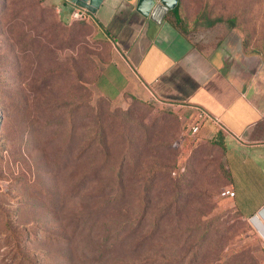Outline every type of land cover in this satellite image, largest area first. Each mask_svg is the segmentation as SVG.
<instances>
[{
	"label": "rangeland",
	"instance_id": "1",
	"mask_svg": "<svg viewBox=\"0 0 264 264\" xmlns=\"http://www.w3.org/2000/svg\"><path fill=\"white\" fill-rule=\"evenodd\" d=\"M184 2L190 34L235 29L264 51V0ZM110 52L91 22L65 26L46 0H0V264H264L257 217L221 195L222 145L184 140L157 102L104 98L96 78ZM58 102L82 106L76 140L92 149L80 160L27 135L24 117ZM88 164L95 179L69 189Z\"/></svg>",
	"mask_w": 264,
	"mask_h": 264
},
{
	"label": "crops",
	"instance_id": "2",
	"mask_svg": "<svg viewBox=\"0 0 264 264\" xmlns=\"http://www.w3.org/2000/svg\"><path fill=\"white\" fill-rule=\"evenodd\" d=\"M184 1L161 22L139 12L138 0H103L91 12L95 36L111 48L98 71L97 90L112 102L137 98L166 104L184 125L197 107L216 114L223 129L205 124L200 137L216 134L223 147L228 186L235 191L232 206L245 219L259 217L264 215V51L247 46L235 29L184 31ZM46 3L63 21L82 7L70 0Z\"/></svg>",
	"mask_w": 264,
	"mask_h": 264
},
{
	"label": "trees",
	"instance_id": "3",
	"mask_svg": "<svg viewBox=\"0 0 264 264\" xmlns=\"http://www.w3.org/2000/svg\"><path fill=\"white\" fill-rule=\"evenodd\" d=\"M51 7H53V6H51ZM177 8H178V6H177ZM59 20L65 26H72L76 22L81 21V20L63 21L60 18V16H59ZM87 21L92 23V21L90 19H88ZM93 26H94V24H93ZM182 26H183L182 27L183 30L187 32L188 31V25L184 24ZM245 44L247 45V43H245ZM104 98H106V97H104ZM108 101H110V100H108ZM110 102H112V101H110ZM146 102H153V101L149 100ZM64 105L65 104L59 103V102L49 104L48 106L45 107V109L48 110L47 111L48 115H47V112H45V113L37 112L34 114L31 113L29 115V117L28 116L24 117L23 124H25V129L27 131V135H29L30 137L36 138V145L35 146L48 147L52 150H55L59 155L67 154V155H71L72 157H76L78 160H80L83 157H86L87 152L92 149V147L90 146L92 139L89 137H88V139L84 137L85 139L80 140V143L78 144L79 141L76 140V137L79 140V137L76 134L77 133V125H78L76 113L78 116L82 106L75 104L69 110V108L65 107ZM64 108H67L69 112L66 115H65V113L58 114V112L63 110ZM167 110L171 111L172 113L174 112L170 108H167ZM174 115L176 117H178L176 113ZM43 119H44V122H42ZM35 123H38V124L45 123L47 125V127L39 129V128L34 127ZM184 128H185V125L182 123V130H184ZM36 129H39L40 131H37ZM89 130H91V128L87 129V131H89ZM44 131H45V133H42ZM83 133H85V131H83ZM46 134L49 136H46ZM210 140L219 141L216 134L213 135L210 138ZM101 141H102L101 143H105L103 138L101 139ZM202 141H203V139L200 138L197 145ZM41 143H43L44 146ZM105 154H107L106 150L104 151V156H105ZM61 161H62L61 159H57L56 161H53L51 159L47 163L51 172L56 173L57 176L63 175L64 173L65 174L68 173L67 170L69 169V165L66 163H61ZM93 171H94L93 165L88 164L86 166H83L82 169L79 170L78 172L71 173L70 177L73 178L72 179L73 185L71 186L72 188H69V189H76L77 190L79 185H84L82 187V190H83V188H86L88 186V184L91 183L95 179L92 177ZM156 177H157V173H154L151 180L154 181L156 179ZM30 238H32V236H30ZM19 243H21V242L20 241H18V243L16 242L15 246L19 245ZM23 259H25V258L22 257L21 260H23ZM19 264H23V263L19 262Z\"/></svg>",
	"mask_w": 264,
	"mask_h": 264
},
{
	"label": "built area",
	"instance_id": "4",
	"mask_svg": "<svg viewBox=\"0 0 264 264\" xmlns=\"http://www.w3.org/2000/svg\"><path fill=\"white\" fill-rule=\"evenodd\" d=\"M91 17V11L86 7H80L73 11L72 13V20H88ZM162 107L168 108L166 104H160V102H157ZM180 119L182 117L178 116ZM214 124L216 126H220L221 129H223V126L220 123V118L203 108L197 107L195 109V114L193 118L190 120V122H187L185 124V131L183 135V139L190 142L193 145H196L200 140V133L201 129L205 124ZM184 167H179L178 169H175L173 171V174L175 175L180 169H183ZM221 195L223 197H233L235 195V191L231 187H226L222 190ZM256 217L258 215H255ZM254 218V217H253Z\"/></svg>",
	"mask_w": 264,
	"mask_h": 264
},
{
	"label": "water",
	"instance_id": "5",
	"mask_svg": "<svg viewBox=\"0 0 264 264\" xmlns=\"http://www.w3.org/2000/svg\"><path fill=\"white\" fill-rule=\"evenodd\" d=\"M71 2L96 12L103 0H70ZM179 0H138L137 10L156 22H161L166 13L175 8Z\"/></svg>",
	"mask_w": 264,
	"mask_h": 264
},
{
	"label": "bare ground",
	"instance_id": "6",
	"mask_svg": "<svg viewBox=\"0 0 264 264\" xmlns=\"http://www.w3.org/2000/svg\"><path fill=\"white\" fill-rule=\"evenodd\" d=\"M257 223L259 224V226H260V230H261V232L263 233V235H264V224H263V222L261 221V219L259 218V217H257ZM259 230V229H258Z\"/></svg>",
	"mask_w": 264,
	"mask_h": 264
}]
</instances>
